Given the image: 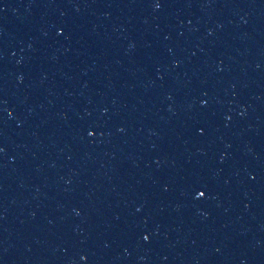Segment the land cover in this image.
Returning <instances> with one entry per match:
<instances>
[{
    "label": "water",
    "instance_id": "obj_1",
    "mask_svg": "<svg viewBox=\"0 0 264 264\" xmlns=\"http://www.w3.org/2000/svg\"><path fill=\"white\" fill-rule=\"evenodd\" d=\"M0 264H264V0H0Z\"/></svg>",
    "mask_w": 264,
    "mask_h": 264
}]
</instances>
